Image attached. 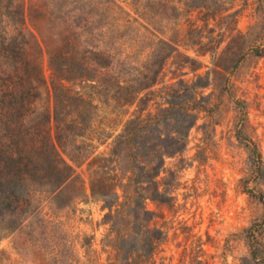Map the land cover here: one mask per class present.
Here are the masks:
<instances>
[{"label":"trees","instance_id":"trees-1","mask_svg":"<svg viewBox=\"0 0 264 264\" xmlns=\"http://www.w3.org/2000/svg\"><path fill=\"white\" fill-rule=\"evenodd\" d=\"M12 1L0 10V217H17L23 204L45 194L91 197L103 202L114 233L108 264H150L163 231L145 200L162 201L164 158L185 147L198 112L207 109L201 89L209 82L198 74L153 88L178 45L166 35L172 28L156 26V10L148 18L140 0L133 2L136 16L112 0ZM109 4L119 8L123 16L116 22L122 23L96 24L99 11L108 17ZM138 47L147 63L134 67L126 51ZM257 53L264 55V41ZM109 101L116 105L108 112L91 115L89 108H108ZM93 117L106 124L95 133L99 144L112 138L108 151L96 152L92 144ZM245 147L264 179L260 152L251 140ZM257 197L263 213L257 225L245 228L255 262L264 257L258 239L264 192ZM7 230L0 228V240Z\"/></svg>","mask_w":264,"mask_h":264},{"label":"rangeland","instance_id":"rangeland-1","mask_svg":"<svg viewBox=\"0 0 264 264\" xmlns=\"http://www.w3.org/2000/svg\"><path fill=\"white\" fill-rule=\"evenodd\" d=\"M112 1L136 16L135 0ZM12 2L0 0V10ZM139 2L146 5L148 18L156 12V26L172 28L166 35L172 34L178 45L153 88L162 89V84L178 78L195 80L198 74L201 82H209L201 89L207 109L198 112L185 147L164 158L158 176L162 201L145 200L146 208L154 212L153 222L163 231L150 264H264V257L258 262L250 259L245 235V228L257 225L263 213L257 194L264 192V179L257 174L245 142L251 140L264 161V55L257 53L264 41V0ZM109 7L108 17L99 11L96 24L122 23L116 22L123 16L119 8ZM126 52L134 67L146 65L143 47ZM43 71L48 77L46 56ZM157 96L155 92L151 98ZM108 104L89 111L92 116L104 115L116 105ZM98 125L93 117L92 144L96 152L108 151L112 138L99 144ZM46 195L23 204L17 217H0V228L11 229L0 240V264L111 262L114 233L104 218L103 202ZM258 239L264 242V231Z\"/></svg>","mask_w":264,"mask_h":264}]
</instances>
